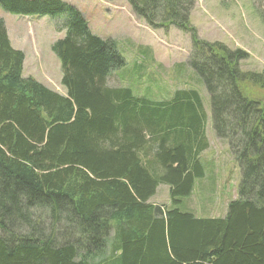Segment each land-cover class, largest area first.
Segmentation results:
<instances>
[{"label": "trees", "instance_id": "trees-1", "mask_svg": "<svg viewBox=\"0 0 264 264\" xmlns=\"http://www.w3.org/2000/svg\"><path fill=\"white\" fill-rule=\"evenodd\" d=\"M126 1L148 25L189 33L187 63L240 170L237 197L219 217L177 207L208 177L199 160L207 114L196 90L152 101L110 87L124 59L76 7L0 0L13 14L63 15L65 34L51 50L66 90L23 77L24 54L0 18V264H264V96L243 89L264 92V72L241 71L245 51L198 37L188 23L194 0ZM160 184L169 187L166 209L148 202Z\"/></svg>", "mask_w": 264, "mask_h": 264}, {"label": "rangeland", "instance_id": "rangeland-1", "mask_svg": "<svg viewBox=\"0 0 264 264\" xmlns=\"http://www.w3.org/2000/svg\"><path fill=\"white\" fill-rule=\"evenodd\" d=\"M76 7L90 32L114 43L124 64L108 77L110 87H128L136 96L152 101L171 98L176 89L191 88L201 98L207 114L205 132L209 146L199 155L208 177L195 179L189 196L177 207L198 217H219L228 202L237 197L240 170L226 140L216 137L210 113L209 95L199 76L188 65L190 35L167 25L154 28L131 10L126 0H62ZM264 4L252 0H194L188 23L200 39L220 42L229 49H241L246 56L238 60L241 71L264 72ZM63 15H18L4 11L11 46L24 54L23 77H31L49 89L66 95L61 84V66L51 46L63 38L59 25ZM245 92L261 99L264 92L245 84ZM207 175H205L206 177ZM169 187L160 184L148 200L154 205L171 206Z\"/></svg>", "mask_w": 264, "mask_h": 264}]
</instances>
